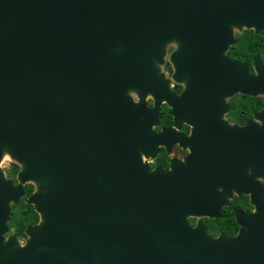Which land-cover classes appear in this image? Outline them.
<instances>
[{"label": "water", "instance_id": "95a60500", "mask_svg": "<svg viewBox=\"0 0 264 264\" xmlns=\"http://www.w3.org/2000/svg\"><path fill=\"white\" fill-rule=\"evenodd\" d=\"M243 28L264 30V0H0V264H264V125L227 128L252 172L222 190L233 175L213 126L156 130L162 101L176 102L170 44L173 79L184 63L210 93L264 95L261 57L252 74L226 55ZM166 131L191 153L153 169ZM27 183L39 221L21 243L5 235ZM235 193L254 206L234 208L236 235L190 225L220 217Z\"/></svg>", "mask_w": 264, "mask_h": 264}, {"label": "flooded vegetation", "instance_id": "af4514ba", "mask_svg": "<svg viewBox=\"0 0 264 264\" xmlns=\"http://www.w3.org/2000/svg\"><path fill=\"white\" fill-rule=\"evenodd\" d=\"M251 33L257 35L259 45L264 47V30L260 33H256L254 28H243L242 30L236 29L235 37L237 43L230 46V48L226 52V55L231 59L243 63H248L251 73L255 74L253 58L256 55H259L264 61V50L253 54L251 58L248 59L247 57H242L243 54L240 53V51H234L232 49L237 46L240 37L245 34ZM179 48V44H170L167 48V53L163 64V71L165 72L167 78L170 79L171 92L173 93V95H171V100L174 98V101L176 102H170L168 99H164L162 101L160 125L156 127V130H171L172 128H174L177 135L188 136L192 133L194 128L200 129V127L202 126H213V142L216 144V148L221 151L226 150L227 148L229 156L226 160L224 159V162L226 163L227 171H229L233 175L230 177L231 182L229 183V185L219 186L221 183H217L216 186L220 190H222V188H240L239 182L241 181V179L239 178V172H252V168H248L247 160L243 159L244 148L246 149L247 153L248 147L247 144L244 145L242 143L239 136L231 137L230 135H228L229 133H227V128L244 127L248 124L256 127L263 126L264 121L260 118H257L256 114L264 109V95H251L241 91H237L233 94L229 93L228 95L217 94L215 92L210 93L205 89L206 80L202 77H197L196 79L193 78L192 73L188 71L184 63H181L179 65L177 78L173 79L172 77L175 72V67L171 60V57L173 52ZM226 73L228 72L225 71V74ZM148 102L149 105H153V99H149ZM178 126L179 128H177ZM203 131L205 132V129H203ZM203 138H206V136L204 135ZM229 139L232 140V142H230L232 144L228 147L230 143L226 144L225 142ZM202 142L204 143L206 141L202 139ZM195 149L200 150V145L196 143ZM190 153L191 149L188 145L184 146L178 139H176V137H173L171 133L169 135V132L166 131V139L164 143L160 145L158 154L155 157H150L146 160V162L153 169L156 167H160L164 171H169L173 168L172 165H174L177 161L184 160L185 157ZM217 163L220 164L221 160L217 161ZM14 166L15 165L11 163L12 170L14 169ZM19 169L20 166L18 165L16 174L13 175V171H9V173L6 174V177L13 179L14 182L17 183V173ZM261 181L262 183H264L263 179H261ZM30 184L32 183H27L25 185V196L20 199V202L18 204H13L12 206L11 220L8 223L9 231L5 235L6 237L10 235H16L20 239L21 243H25V241L27 240V235L25 233V228L27 227V225L36 224L39 221L38 220L37 222L27 223L24 228V234L19 235L16 233L17 230L15 225L12 224L13 212L16 210L14 206H18V208L24 209V202L26 204H29L26 202V200L28 196L34 191L33 188V191L30 194H27V188ZM246 200L249 201L251 207L247 206ZM234 208H238L243 211L254 210V206L250 202L249 195H238L237 193H235L234 197L230 199L229 204L222 208L220 217L212 218L208 216H191L189 217L188 221L191 226H195L198 221H201L207 227L209 233L214 236H219L220 234L234 236L238 233L240 227L236 221ZM230 213L233 214V217L237 224L236 226L234 225L231 227L237 228L235 233L226 232L222 228L224 227V225H227L228 227V224L230 223V217L225 219V215L229 216ZM214 225H217V228L219 230L217 234L213 232L215 230Z\"/></svg>", "mask_w": 264, "mask_h": 264}, {"label": "trees", "instance_id": "16d2710c", "mask_svg": "<svg viewBox=\"0 0 264 264\" xmlns=\"http://www.w3.org/2000/svg\"><path fill=\"white\" fill-rule=\"evenodd\" d=\"M257 35L251 33V34H245L242 37L239 38L238 44L236 47L232 48L234 51H240V53L243 54L242 57H247L248 59L251 58V56L257 52H260L261 50H264V47L259 45V41L257 39ZM263 48V49H262ZM14 169H13V175L16 174L18 170V164L14 163ZM33 185L30 184L27 188V194H30L33 191ZM246 204L248 207H251L249 204V201L246 200ZM24 209L18 208V206H14L16 210L13 212V218H12V224L15 225L16 227V233L19 234H24V228L27 223L31 222H37L39 220V216L37 212L35 211L34 207L31 204H26L24 202ZM26 208V209H25ZM230 217V223L227 225H224L222 227L226 232H231L235 233L237 228H231L232 226H236L235 219L233 217V214L230 213L229 216L225 215V219ZM215 230L213 231L214 233L217 234L219 232L217 225H214Z\"/></svg>", "mask_w": 264, "mask_h": 264}, {"label": "rangeland", "instance_id": "374dc122", "mask_svg": "<svg viewBox=\"0 0 264 264\" xmlns=\"http://www.w3.org/2000/svg\"><path fill=\"white\" fill-rule=\"evenodd\" d=\"M11 163H15L14 160L11 159L10 156H7L2 162L1 166L3 167L5 174L9 173V171H13L11 167Z\"/></svg>", "mask_w": 264, "mask_h": 264}]
</instances>
